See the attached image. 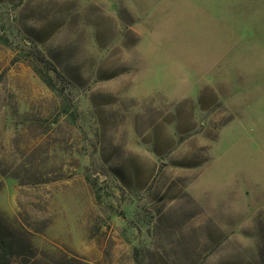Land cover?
I'll use <instances>...</instances> for the list:
<instances>
[{"label":"rangeland","instance_id":"1","mask_svg":"<svg viewBox=\"0 0 264 264\" xmlns=\"http://www.w3.org/2000/svg\"><path fill=\"white\" fill-rule=\"evenodd\" d=\"M0 36L11 264H264L190 193L264 215V0H0Z\"/></svg>","mask_w":264,"mask_h":264},{"label":"trees","instance_id":"2","mask_svg":"<svg viewBox=\"0 0 264 264\" xmlns=\"http://www.w3.org/2000/svg\"><path fill=\"white\" fill-rule=\"evenodd\" d=\"M0 43L5 46H10L8 40L0 36ZM32 59H28L34 71V73L39 77V79L49 88L51 92H53L58 98L61 100V112L63 115L67 116V121L70 124H74L77 116L76 111L74 110L69 98L65 94V92L58 89V86L56 84V80L53 76V73H57V70L52 66L47 60H45L44 56H38L35 57L33 54H31ZM2 230H4L2 224L0 223V264H11V259L14 258V256L10 253V235L4 233ZM22 248V247H21ZM25 249V253H34V250L31 245H28ZM135 253H137V250H135Z\"/></svg>","mask_w":264,"mask_h":264},{"label":"crops","instance_id":"3","mask_svg":"<svg viewBox=\"0 0 264 264\" xmlns=\"http://www.w3.org/2000/svg\"><path fill=\"white\" fill-rule=\"evenodd\" d=\"M122 14H123V11L120 12V15L115 16L114 18H116V19H118V18L122 19L124 17V14H123V17H122ZM105 15L108 16L106 13H105ZM131 31L134 34H136V35L139 36L138 29L136 31H133V30H131ZM189 192H190V190H189ZM190 193H191V195H193L197 199V201L199 202V204L208 213H212L215 216V219L218 222H220L221 225H223L225 227L234 228V229L237 230V232L239 234H241V235H239L240 236V245H241V247H243V245H244L245 247L247 246V248H249V247L252 248V243H256L257 248H262L263 251H264V215L261 214V212L258 213L253 218V220L250 223L247 222V221L245 223H243L245 221V219L242 220L238 216H236V217L233 218L232 216H225L224 214H222L220 212V209H219V206L222 203H220L219 205H217V204H215V202L213 201V199H211L209 201H204V200L200 199L199 197H197L194 194L193 191L190 192ZM240 220H242V221H240ZM254 250L257 251L256 248H254ZM260 256H263L264 257V253L260 252Z\"/></svg>","mask_w":264,"mask_h":264}]
</instances>
